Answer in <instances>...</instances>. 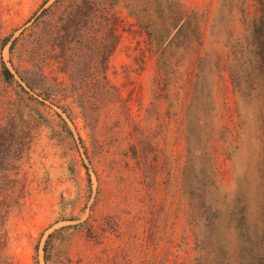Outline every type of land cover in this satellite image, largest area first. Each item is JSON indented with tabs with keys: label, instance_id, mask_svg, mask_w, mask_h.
I'll list each match as a JSON object with an SVG mask.
<instances>
[{
	"label": "rangeland",
	"instance_id": "rangeland-1",
	"mask_svg": "<svg viewBox=\"0 0 264 264\" xmlns=\"http://www.w3.org/2000/svg\"><path fill=\"white\" fill-rule=\"evenodd\" d=\"M43 1L0 0V40L19 35ZM257 9L256 0H117L126 31L106 75L131 125L112 110L93 112L92 128L72 87L78 67L56 54L45 72L64 88L66 111L45 108L39 88L20 81L25 93L1 75L3 62L32 67L20 45L13 55L6 46L0 164L16 165L20 191L5 263L220 264L240 233L264 264V72L250 47L241 66L233 58Z\"/></svg>",
	"mask_w": 264,
	"mask_h": 264
},
{
	"label": "trees",
	"instance_id": "trees-1",
	"mask_svg": "<svg viewBox=\"0 0 264 264\" xmlns=\"http://www.w3.org/2000/svg\"><path fill=\"white\" fill-rule=\"evenodd\" d=\"M50 1H43L40 8L24 23L19 35L14 36L12 33L0 40L1 62H3V51L11 43L9 52L13 55L15 48L20 45L23 50L21 58L32 67L25 70L18 69L15 73L3 62L1 75L6 82L18 83L22 87L20 81H24L33 89L39 88L41 99L36 98V100L45 108L50 107L47 104V101H50L53 105L59 103V107L66 111V107L61 104L64 88L45 72L47 61L56 54L65 69L70 65L78 67L79 72L74 75L76 80L72 87L77 94L78 105L92 128H97L98 122L93 112L112 110L121 112L125 122L131 125L129 103L106 75L109 60L120 42L119 30L126 31L124 22L116 10L117 0H54L47 6ZM256 1L257 14L246 18L247 33L244 35V43L242 48H235L233 58L237 61V65L241 66L243 53L250 47L258 56L260 67L264 72V0ZM142 17L145 18L143 14ZM187 17L194 18L191 14ZM189 18L184 21V31L190 28ZM146 27L150 28V23H147ZM174 29L178 33L183 30V25L175 26ZM172 43L173 39L162 50V55L170 50ZM165 64L171 63L167 61ZM239 77V74H236L237 84L240 83ZM23 90L29 93L24 88ZM56 114L67 125L64 117L58 112ZM0 129L2 130L0 145L3 148L5 128L0 127ZM68 131L72 133L69 128ZM4 149L12 153L11 146ZM15 167L14 163L0 164V264H8L1 258L6 244L5 224L11 207L18 203L16 196L20 191L18 179L9 174ZM247 243L239 233L233 255L224 258L220 264H260L253 252H245ZM218 260H215L214 264Z\"/></svg>",
	"mask_w": 264,
	"mask_h": 264
}]
</instances>
